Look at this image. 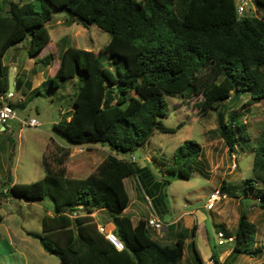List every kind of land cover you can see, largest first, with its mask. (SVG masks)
<instances>
[{"label": "trees", "instance_id": "obj_1", "mask_svg": "<svg viewBox=\"0 0 264 264\" xmlns=\"http://www.w3.org/2000/svg\"><path fill=\"white\" fill-rule=\"evenodd\" d=\"M176 3L0 0V58L24 38H28L30 56L43 50L52 39L47 22L55 8L66 9L72 22L84 27L97 25L110 34L100 53L66 47L50 82L56 88L63 80L84 75L74 93L73 107L63 112V119L54 128L72 143L103 142L115 153H108L96 170L83 178L70 177L63 166L55 169L44 160V178L16 183L9 176L10 188L4 193L27 200H53L51 213L42 218V232L28 234L38 238L62 264H178L184 257L187 236L161 243L154 238L147 219L134 223L125 213L130 202L126 178L138 176L146 191L152 182L159 189L169 184L167 178L157 179L148 164L131 159L155 131H176L161 120L167 114V97L202 95L200 112H217L218 123L211 132L224 139L230 152L235 151L239 136L249 139L242 114L235 110L227 114L230 107L226 102L234 104L244 93L253 102L264 100V0H252L256 10H262L261 15L238 14L237 0H187L181 10ZM102 54L109 56L111 67L104 64ZM53 59L50 53L38 61L49 65ZM8 70V65L0 64V92L9 89ZM21 86L16 78L15 90ZM108 93L112 99L104 107ZM202 151L200 143L186 139L176 149L174 161L164 164L162 171L190 179ZM119 152L130 156H119ZM252 171L245 189H257L259 204L264 207V124L254 149ZM226 185L223 181L220 191ZM246 194L250 198L247 190ZM97 208L109 214L113 227L105 225L123 241L122 250L99 231L92 215ZM2 219L0 213V222ZM257 232V224L250 220L248 211L242 210L230 255L257 257ZM191 246L195 260L201 263L195 240ZM211 258L219 262L215 251ZM257 264H264V260Z\"/></svg>", "mask_w": 264, "mask_h": 264}, {"label": "rangeland", "instance_id": "obj_2", "mask_svg": "<svg viewBox=\"0 0 264 264\" xmlns=\"http://www.w3.org/2000/svg\"><path fill=\"white\" fill-rule=\"evenodd\" d=\"M186 2L187 0H177V9L181 10ZM6 7H9V2ZM261 13L262 10L256 8L254 11L252 5H249L245 12L249 15ZM47 25L52 39L44 48L41 57L52 53L56 59L55 65L59 59L61 60L63 49L68 46L100 53L110 40V34L97 25L84 27L80 23L72 22L64 8H55ZM27 41L28 38H24L18 46L10 47L0 58V64L10 66L14 60L18 62V71L13 67V73L14 78L16 74L21 77L22 86L13 90L12 102L19 117L25 119L34 117L40 122V126L33 128L21 126L18 121H14L13 132L0 130V213L3 217L0 222V264H62L56 254L45 250L38 238L28 234L42 232V218L46 212L51 213L53 200L50 197L44 200H27L11 192L8 195L4 194L10 188L8 177L12 176V181L16 183H31L42 179L46 174L44 167L46 160L52 168L63 166L70 177L83 178L95 171L108 153L115 151L103 142L72 143L66 135L54 128V124L63 119L62 108L67 111L73 107L74 93L79 89L84 75L63 80L59 87H52L50 81L53 76L49 78L50 74L47 71L50 69L52 72L55 65L46 67L47 65L41 62L35 63L27 52ZM101 57L104 64L111 67L109 56L102 54ZM9 72L10 69L8 74ZM44 79L46 80L43 81ZM28 80L36 86L35 91L29 90V85L26 84ZM202 99V95H194L190 99L182 96L167 97V114L161 120L166 126L176 128V131H155L144 145L134 151V155L137 161L144 165L148 164L157 171V179H169V184L157 192L160 198L154 199L156 207L163 209L165 205L174 217L185 215L184 221L192 218L195 210L206 214L208 244H203L199 237L203 255L209 254L205 246L216 253L233 249L234 242H227L225 246L218 245L214 222L217 224L222 221V217H226V229L232 234L242 210L248 211L250 220L258 226L256 247L260 249V254L251 257L243 253L234 260L229 259L227 264H257V260H264V207L259 204L260 192L255 188L245 187L247 179L253 176L254 149L264 124V100L253 102L249 94L244 93L236 103L226 102L230 107L227 114L233 110L242 114V121L247 125L249 136L247 140L241 138L238 130L239 137L232 153L224 139L211 132L217 126L218 115L214 110L205 114L200 112L199 102ZM181 122L183 124L178 128ZM186 139L204 145L203 158L209 163L206 167L208 171L201 172L200 167H197L190 179L175 178L162 171L161 167L174 161L176 149ZM63 151L67 154L65 155ZM118 155L130 156L123 152H119ZM147 157L150 158L149 161ZM59 158L63 160L62 164L58 162ZM224 179L231 186V192H227L226 197L221 198L215 207L208 211L204 204L215 188L221 190ZM130 180L127 178V188L133 197L134 191ZM139 186L142 192L140 182ZM246 190L250 194V199ZM146 204V200L139 203L144 213L148 211ZM152 212L155 211L151 209ZM92 215L98 223L113 227L106 211L97 208ZM177 227L182 230L179 231V236L189 235L191 238V233L186 232L182 224ZM192 258H195L192 246H186L184 259L179 264H188Z\"/></svg>", "mask_w": 264, "mask_h": 264}, {"label": "crops", "instance_id": "obj_3", "mask_svg": "<svg viewBox=\"0 0 264 264\" xmlns=\"http://www.w3.org/2000/svg\"><path fill=\"white\" fill-rule=\"evenodd\" d=\"M20 43L21 42L15 44L13 46H18ZM26 46H27V44H26ZM43 50H41L37 55L31 56V58L34 59L35 63H38L39 62L38 60L40 58H42L41 57V53L43 52ZM55 61H56V59H53L52 63H50L46 67L54 66L55 65ZM60 62L61 61L59 59L56 62V65L54 66L52 72L50 71V69H48L47 72L50 74L49 78H51L52 76L55 75V73L57 72V70H58V68L60 66ZM3 65H7V64H3ZM10 67H14L17 70L18 69V62L16 60H14L12 65L9 66V69H10ZM16 78H17L19 83H22L21 82V77L16 74L15 78H14V90H15V79ZM45 80L46 79H44L43 81H45ZM29 82H30L29 80L26 82V84L29 85V90L30 91H35L36 90V86L33 84V82H30V83ZM63 112H65L64 108H62V113ZM0 130H1V128H0ZM202 147H203V151H202V155L200 157V160H199V162L197 164V167H200L201 172H206L207 173L208 170L206 169V167H207V165L209 163H208V161L204 160V158H203V155L205 153L204 145H202ZM147 159H148V161L150 160L149 157H147ZM150 168L152 169L153 173L155 175H157V171L154 168H152L151 166H150ZM227 171H229V169H227ZM128 178L131 179L130 180L131 184H132L131 187H132V189L134 191V196L132 197L131 193H129L130 202H129L127 208L125 209V213L131 216L133 222L137 223L142 218L147 219L150 216V214H151V209L154 210L155 213L164 222V233L163 234H159L158 232L152 230L153 236H154V238L158 239L161 243H164V244L172 243V242H174L177 239V237H179V233L182 230H179V228L177 226L182 224V226H183L182 228H184V230L186 232L191 233V236H190L191 238H189V235H187V237H186V246H191L192 241L195 240L197 248L199 249L201 257L203 259V261L201 263H198L195 260V258L194 259L192 258L193 260L190 259V262L188 264H192V263L193 264H209V258H211V256H212L214 251L212 249H209L210 247L205 246L206 247V252H208L209 254H207V255L204 254L203 255V253L200 250V244H199V237H201V241L203 242V244H205V245L208 244V243L206 244V241H207V235H206L207 234V229H206V224H205L206 217H207L206 214H204L202 212H199V210H195V212L193 213L192 218L187 219L186 221H184L185 215H183V214H181L179 217H174V215L171 213V211L168 209L167 206L164 205L163 209H159V207H156L154 205V199L156 200V199L160 198L159 196H157V194H158L157 192H159V190H161V189H159L155 184H153V182H152L153 185L151 184L149 186V191H146L142 187V192H143L142 193L141 190L139 189L140 188L139 182L141 183L139 177L138 176H131V177H128ZM126 181H127V178L125 179V183H126V187H127V182ZM223 181H226V180L224 179ZM215 189H217V188H215ZM221 192L223 194H226L227 192H231V186L227 183V185L225 186V189H223ZM146 197H149L151 199V204H148ZM144 200H146V202H147L146 205H147V208H148V211L146 213H144V211L141 210V208L139 207V203L144 202ZM205 206H206V203L204 204V207ZM206 209H207V207H206ZM207 210L211 211L212 209L211 210L207 209ZM217 216H219V211L217 213ZM221 220L222 221H219L217 224H216V222H214V224L216 226L215 227L216 236H217V232H219V231H222L225 236H234L235 231H234V233L231 234L226 229V224H225V223H227L226 217H222ZM194 226H195V232L193 233L192 232V228ZM220 226H222V227H220ZM173 227H177V228H173ZM216 242H218V241H216ZM226 243L222 244L221 246H225ZM185 250H186V248H185ZM231 251H232V248H229V249H225V250H222L221 252L217 253L219 262H217L216 264H227V261L229 259L230 260L236 259V257L238 255H230ZM183 259H184V257L182 258V260ZM257 262L259 263L260 261L257 260Z\"/></svg>", "mask_w": 264, "mask_h": 264}, {"label": "built area", "instance_id": "obj_4", "mask_svg": "<svg viewBox=\"0 0 264 264\" xmlns=\"http://www.w3.org/2000/svg\"><path fill=\"white\" fill-rule=\"evenodd\" d=\"M249 5H252V0H237V11L238 14L243 15ZM253 6V5H252ZM255 11V7L253 6ZM14 97V91L7 90L0 92V128H4L3 131L13 132V122L18 121L21 126H29L37 128L40 126V122L32 117L29 119L19 117L15 106L13 105L12 98ZM132 160H136L135 155H131ZM233 168H236L234 163ZM223 197H226V194H223L220 189H215L212 192L206 202L207 209L211 210L215 207V204ZM148 204H151V199L146 197ZM147 225L152 230L158 232L159 234L164 233V222L163 220L155 213L152 212L151 215L147 218ZM99 231L104 234L105 238L117 249L122 250L124 248V243L120 237L113 231L106 227L105 224H98ZM218 244L222 245L226 242H234V236H225L222 231L217 232ZM209 264H216L215 261L210 258Z\"/></svg>", "mask_w": 264, "mask_h": 264}, {"label": "water", "instance_id": "obj_5", "mask_svg": "<svg viewBox=\"0 0 264 264\" xmlns=\"http://www.w3.org/2000/svg\"><path fill=\"white\" fill-rule=\"evenodd\" d=\"M8 83H9V90L13 91L14 90V73H13V67H10V72L8 75ZM112 99V94L108 93L107 94V101L104 104V107H107L108 104L110 103ZM1 130H4V128H1ZM68 213V212H67Z\"/></svg>", "mask_w": 264, "mask_h": 264}]
</instances>
